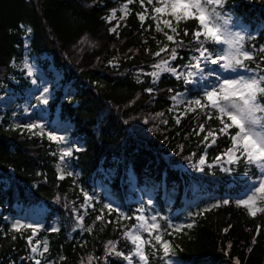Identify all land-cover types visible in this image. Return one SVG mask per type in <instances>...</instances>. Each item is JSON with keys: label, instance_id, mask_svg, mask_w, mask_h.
<instances>
[{"label": "trees", "instance_id": "16d2710c", "mask_svg": "<svg viewBox=\"0 0 264 264\" xmlns=\"http://www.w3.org/2000/svg\"><path fill=\"white\" fill-rule=\"evenodd\" d=\"M125 5L127 16L117 22L116 32L110 31L115 22H107L106 17ZM152 7L141 22L137 13L144 8L139 0H0V84L12 85L16 78L26 86L12 62L22 57V26L31 29L32 53L52 55L63 75L62 88L48 103L49 112L57 110L61 119L71 123V134L82 141L81 149L71 151L69 157L73 175L60 179L57 154L47 138L12 128L7 118L0 123V264H33L28 244L32 232L12 230L4 220L7 213L21 212L19 204L47 208L44 228L34 238L48 243L42 264H124L122 258L107 254L108 242L127 254L132 245L123 233L136 221L120 219L116 212L109 215L106 209L104 221L96 220L109 203L126 216L135 217L140 208L149 217L157 216L172 253L163 257L161 251L146 246L149 264H165L172 257L181 264H264V212L252 216L235 203L236 195L258 178L259 170L243 162L230 165V173L208 167L228 147L226 136H219L216 145L207 149L208 164L202 172L188 173L176 166L197 161L207 130L221 125L215 118L206 122L199 110L182 114L177 124L179 114L171 97L186 91L194 99L203 92L168 74L154 84L146 75L169 55L153 53L165 45L169 51L175 46L164 35L169 29L160 23L163 32L156 30ZM224 11L232 23L249 27L245 50L257 59L246 62L248 67L264 68L259 60L264 28L258 27L264 23V0H226ZM172 23L179 32L176 39L185 41V47L178 49L182 59L174 65H184L194 53L189 41L196 21ZM185 28L189 36H184ZM136 71L141 72L139 80L133 75ZM149 88L151 93L146 91ZM201 123L205 132L196 135L194 129L198 131ZM113 165L116 172L104 192L97 188L99 169ZM143 186L151 198L143 194L139 203L131 201L134 190ZM84 192L94 196L89 204L95 207L84 203ZM224 200L230 203L225 205ZM52 220H57L58 231L47 230ZM184 221L193 226L176 233L167 228Z\"/></svg>", "mask_w": 264, "mask_h": 264}, {"label": "snow or ice", "instance_id": "6c2138e0", "mask_svg": "<svg viewBox=\"0 0 264 264\" xmlns=\"http://www.w3.org/2000/svg\"><path fill=\"white\" fill-rule=\"evenodd\" d=\"M133 0H128V3H132ZM144 11L137 13L141 22L145 21L146 13L148 12V6L152 7V19L156 21V30L163 32V28L160 27V19L155 14H167L172 19L163 20L164 28H167L175 35H169L164 32L167 41L171 42L174 47L169 51L168 45L160 48L159 51L153 53L155 57H160L161 53H169L167 59H161L159 62L154 63L152 67L159 70L146 73L153 77L155 81L158 79L160 72L169 73L175 76L177 79L183 78L186 84H193L196 82V77L204 78V69L209 65H216L222 72L237 73L238 69H244L245 72H251V75H237L234 78L218 75L217 79L219 83L212 85L210 88H206L203 94L197 98L182 100V94H176L172 96L173 101H177L180 98L185 105L184 113L188 112L204 113L205 121H211L215 118L219 121L221 127L218 129L207 130L206 135L200 143L204 144V150L199 156L196 165L198 171H203V166L207 163V149L216 145L219 136H226L230 141L227 148L220 151L218 155L214 157L213 164H220L221 161L229 164H240L243 162L246 165L254 166L259 170L260 176L257 178L258 183L253 184L250 187L249 194L244 198L235 201L237 206L244 207L247 212L256 216L257 212H264V68L257 64L256 68H250L246 62L254 61L257 57L250 51L245 50L244 35L239 31L232 30L231 15L224 11L226 0H147L145 5L144 0H139ZM124 14H128L127 5L123 8ZM109 20L116 19L115 10L111 13ZM123 19V16L121 17ZM175 20L179 25L181 22L187 23L190 20L196 21V26L191 31L192 45L191 51L196 53L192 55L187 63L183 66L175 65L174 61L179 57L178 49L185 47V41L183 39L177 40L176 36H179L177 28L173 26L172 21ZM143 26V23H142ZM118 27V25H117ZM117 27L110 29L112 32L117 31ZM31 31V29H28ZM184 36H189V30L185 28L183 30ZM218 49V50H217ZM261 55L259 60L264 62V48L259 49ZM181 67L187 69V71H181ZM216 72V69H210L209 75ZM47 91V89H45ZM148 92H152L153 89H146ZM47 102L46 100L44 101ZM171 110V109H170ZM162 115V114H161ZM181 116H176V123H180ZM166 123V121H165ZM29 130L37 127L35 124L26 126ZM235 129V132L230 130ZM196 135L205 132V124L201 123L198 126V131L194 129ZM209 137L211 140L209 141ZM49 140L62 142L63 137H57L49 134ZM72 152L69 150H62L60 159L65 160L66 157H70ZM212 164H208V167H212ZM223 171H230V169L224 168ZM69 176L73 175L72 172L67 173ZM248 173L245 172V175ZM60 179H64V175L61 174ZM83 191V190H82ZM84 203L89 204L94 199V196L84 192ZM151 203V200L149 201ZM223 204L230 203L229 200H224ZM95 207L94 204L90 205ZM219 205H213L212 207H218ZM108 211L110 215L112 212H116L120 219H135L136 223L128 227L124 233L123 238L126 242H130L132 248L129 249L127 254L123 251L116 250V245L112 241L108 244L111 246L106 251L108 255H115L127 261V264H149L150 257L145 251L146 246H151L154 250L161 251L163 257H169L172 253V247L167 239H164V233L162 232V226L157 222L156 215L150 217L144 215V209L140 208L137 211L140 215L135 217L126 216L118 207L114 208L112 204H104L100 209V215L96 217L98 221H104V211ZM87 209H85L86 211ZM78 220L82 221L83 217H78ZM111 223L112 221H107ZM191 223L185 225H173L167 224V228L172 229V233L180 232L184 228H191ZM22 227L31 229L32 236L28 237V244L31 247V252L38 254L39 257L49 251L47 241H36V245H33V237L37 233L38 225H14L16 230ZM52 231H58L57 228H52ZM227 231V229H225ZM144 233L150 239H145ZM167 233V234H172ZM154 241V243H153ZM42 245V250L41 246ZM157 246L159 248L157 249ZM155 254V252L153 253ZM34 264H42L40 258L32 257ZM92 260V257H89Z\"/></svg>", "mask_w": 264, "mask_h": 264}, {"label": "rangeland", "instance_id": "374dc122", "mask_svg": "<svg viewBox=\"0 0 264 264\" xmlns=\"http://www.w3.org/2000/svg\"><path fill=\"white\" fill-rule=\"evenodd\" d=\"M124 8V7H123ZM123 8H120L116 12V19L109 20L106 17V20L109 21H118L121 17H125ZM113 12V11H112ZM111 12V13H112ZM108 15V17L111 15ZM159 17L160 23L163 25V20L171 19L170 16L167 14H155ZM116 27L113 25L111 28ZM259 28H264V23L258 25ZM29 28L25 27L27 32V36L25 39L23 38L22 41V57L19 61H13L12 66L15 70L21 73L24 82L27 84L26 87L22 85L21 82L16 80V78L11 79L12 85L7 84H0V123H2L4 118L8 119V125L12 128H19L25 131H29L32 134H36L39 136H44L48 138L49 134L55 135L57 137H63L64 140L62 142L52 141L56 145V150L59 154H61L62 150H70L71 146L74 144L73 138L71 137L70 130L71 125L67 121L60 120L56 115H50L48 103L53 99L57 90L61 88L62 84V73L59 69H57L53 64L52 55L43 52L41 54H35L30 52V48L28 47V43L30 40V31ZM232 30L239 31L242 35L249 31V27L247 25L241 23H232ZM256 32V30H254ZM169 35H175L172 32ZM24 42V43H23ZM163 48V46L161 47ZM196 55V53L192 54ZM191 55V56H192ZM190 56V57H191ZM189 57V59H190ZM114 61H111L113 64ZM173 66L174 65V62ZM216 69L212 75H209L210 69ZM181 71H187L181 67ZM158 71L157 69H152L148 72ZM164 74H169L165 72H160L158 79L155 81L153 77H151V82H157L160 77ZM251 75V72H245L244 69H238L237 73H229V72H222L218 66L209 64L205 69L203 76L204 78L201 79L200 77H196V82L192 85L196 86L197 88H201L204 91L206 88H210L212 85H217L219 80L217 79L218 75H223L225 77L234 78L237 75ZM136 80H139V72L133 73ZM170 76H173L169 74ZM175 77V76H173ZM176 78V77H175ZM177 79V78H176ZM183 80V78H181ZM47 89V91H45ZM70 90V89H69ZM65 93H67V89H65ZM182 94V100H189L190 96L185 91H179L176 94ZM47 101L46 103L44 101ZM182 100L178 98L177 101H172L173 109L181 108L178 113L181 116L184 113L185 105L183 104ZM177 116V115H175ZM35 124L37 125L36 128L29 130L26 126ZM206 135V133H205ZM204 135V136H205ZM72 138V139H71ZM75 140V139H74ZM211 137H209V141ZM205 147V145H204ZM198 161V160H197ZM196 162H188L181 164V170L186 172L191 171H198L197 168L193 167V165L197 164ZM213 164V163H212ZM206 165V164H205ZM203 166V168L205 167ZM219 168L220 171L229 173L230 171H223L222 169L227 168L230 169V165L221 161L220 164H213ZM72 171V167L68 163L67 157L64 161L61 159L58 163V172L59 176L61 174L65 175L68 172ZM106 173V172H105ZM111 174L110 172H107ZM260 176V175H259ZM258 179L253 182H249V189L247 193L244 195L249 194L250 187L253 184H257ZM106 189V187H105ZM142 191V194H147V198H151L150 193L145 190L144 186L139 189ZM137 193V192H136ZM243 197V198H244ZM132 201L136 202L137 200L134 197H130ZM12 229L14 225H40L42 224V214L40 213V209L37 207H26L21 212H17L15 214H8L6 215L5 219ZM188 224V221H184L183 225ZM54 223L50 226L52 228ZM24 228V227H22ZM20 228V229H22ZM16 230V229H15ZM144 236L147 237V233H144ZM145 237V239H147ZM165 264H180V261L176 258L168 259Z\"/></svg>", "mask_w": 264, "mask_h": 264}]
</instances>
